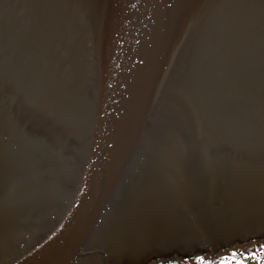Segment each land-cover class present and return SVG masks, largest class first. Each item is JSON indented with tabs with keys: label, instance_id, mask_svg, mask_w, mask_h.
I'll return each instance as SVG.
<instances>
[{
	"label": "water",
	"instance_id": "water-1",
	"mask_svg": "<svg viewBox=\"0 0 264 264\" xmlns=\"http://www.w3.org/2000/svg\"><path fill=\"white\" fill-rule=\"evenodd\" d=\"M262 237L264 0H0V264Z\"/></svg>",
	"mask_w": 264,
	"mask_h": 264
},
{
	"label": "flooded vegetation",
	"instance_id": "flooded-vegetation-1",
	"mask_svg": "<svg viewBox=\"0 0 264 264\" xmlns=\"http://www.w3.org/2000/svg\"><path fill=\"white\" fill-rule=\"evenodd\" d=\"M254 240L240 242L243 247L237 246L234 243L223 246L229 248H225V251L221 250L223 252L220 251L221 248L212 249L207 255H204L208 251L207 249H204L203 251L205 252L201 253L202 250L193 251L191 247H186L188 245H184L186 248L182 246L165 250H138L134 254L135 261H129L127 264H264V237ZM129 256L131 260V253ZM97 257L99 256H93L91 258V264H104L103 260ZM106 260L108 261L109 259ZM116 264L126 263L120 261Z\"/></svg>",
	"mask_w": 264,
	"mask_h": 264
},
{
	"label": "rangeland",
	"instance_id": "rangeland-1",
	"mask_svg": "<svg viewBox=\"0 0 264 264\" xmlns=\"http://www.w3.org/2000/svg\"><path fill=\"white\" fill-rule=\"evenodd\" d=\"M239 240L237 239L236 240V243H234L235 245H237V246H242L243 247V245H242V243H240V242H238ZM254 242H256L255 240H254ZM224 245H222V246H220V251L221 250H226L225 248H228V247H223ZM209 248H211V247H208V248H206L208 251H206V254H204V255H207L208 254V252L210 251V249ZM198 249V248H197ZM229 249V248H228ZM203 251H201V253H202ZM221 252H223V251H221Z\"/></svg>",
	"mask_w": 264,
	"mask_h": 264
}]
</instances>
